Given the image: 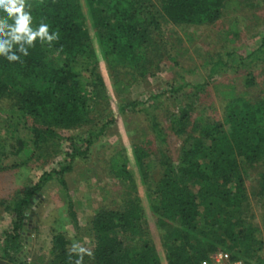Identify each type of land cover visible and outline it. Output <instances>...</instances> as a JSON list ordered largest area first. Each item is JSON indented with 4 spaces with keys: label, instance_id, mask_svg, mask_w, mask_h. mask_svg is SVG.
Returning <instances> with one entry per match:
<instances>
[{
    "label": "trees",
    "instance_id": "obj_1",
    "mask_svg": "<svg viewBox=\"0 0 264 264\" xmlns=\"http://www.w3.org/2000/svg\"><path fill=\"white\" fill-rule=\"evenodd\" d=\"M255 1L25 0V10L32 16L30 26L35 29L45 23L48 35H57L46 42L36 37L31 46L23 40L12 42L8 52L20 57L17 61L9 62L6 53H0V101L19 112L21 120H29L32 133L27 142L17 137L15 143L8 130L12 122L4 120L0 124V146L11 147L9 153L18 154L25 145V160L34 153L39 155L38 151H45V144L52 143L55 139L51 137L62 128L92 124V100H103L101 91L105 87L98 71L101 61L118 81L123 80L119 78L122 70L146 81L157 73L159 62L168 58L173 48V44H159L164 41L162 37L158 42L153 39L154 32H161L162 24L214 27L229 9L242 10L248 5L254 10L264 3ZM247 21L243 16L242 22ZM263 22L259 20L255 25L262 26ZM236 25L230 32L226 29L232 25L223 29L224 42H241ZM20 46L28 55L19 51ZM261 54L264 34L246 56L233 48H221L217 57L203 63V76L193 82L171 83L153 95L119 106L117 114L127 106L143 112L150 130L163 144L165 130L150 111L149 102L168 92L174 96L179 107L166 128L183 137L177 161L171 163L163 149L154 161L161 173L150 186L145 182L151 165L146 159L149 152L139 145H132L124 154L120 149L122 162L113 163L110 173L126 188V194L118 206L104 204L86 221L84 230L92 247L85 252L72 250L62 231L52 235L50 264H201L217 251L227 252L232 259L264 264V244L255 235L264 229V94L245 96L243 91L236 93L229 88L217 112L211 108L198 120L191 119L195 105L184 100L185 94L194 99L203 94L209 79L225 66L252 65L261 61ZM241 83L244 90L257 85L254 72H246ZM84 85L90 87L92 96L84 95ZM183 100L186 102L181 106ZM115 120L100 121L98 132L84 138L85 149ZM85 153L79 147L71 149L58 168L44 171L37 181L25 184L12 197L0 199L2 212L10 216L9 227L1 234V259L24 264L18 253L32 206L52 180L62 186L65 194V174L71 170L74 158ZM1 154L6 152L2 150ZM136 180L146 184L144 200ZM68 207L78 234L81 226L71 204ZM254 214L259 215L262 228L254 222Z\"/></svg>",
    "mask_w": 264,
    "mask_h": 264
},
{
    "label": "rangeland",
    "instance_id": "obj_2",
    "mask_svg": "<svg viewBox=\"0 0 264 264\" xmlns=\"http://www.w3.org/2000/svg\"><path fill=\"white\" fill-rule=\"evenodd\" d=\"M251 1L252 3L256 2L255 0ZM246 4L251 3L247 2ZM241 16L247 17V20L250 21L242 22ZM235 18L239 21H235ZM262 19H264V3L254 10L248 8V5L242 10L229 9L226 12V17L218 21L214 27H179L162 24L161 32H154L153 39L158 42L159 37H162L164 41L159 44L164 43L168 47L173 44V48L169 49L168 58L159 62L157 73L150 79L145 81V79L138 78L137 75L134 76L122 70L119 78H123V80L118 81L114 79L116 74L112 75L109 71L110 67L102 61L100 62L98 71L103 77L105 87L101 91L103 100L99 97L96 101L92 100L95 111L94 115L92 114L91 125L62 128L56 133V136L51 137L55 139L52 143L48 141L45 144H48L45 151H38L39 155L34 153L26 160L24 153L28 148H25V145L21 146L22 151L18 154L9 153L11 147L0 146V199L12 197L25 184L37 181L44 171L58 168L59 163H64L68 159L71 149L79 147L80 150L86 151L85 154L74 158L71 170L65 174L67 183L65 194L62 192V186L52 180L45 193L39 198L40 200L32 206L26 218L23 231L24 241L18 253L24 264H50L52 260L50 239L57 231H62L67 236L72 250L79 251V248L87 250L92 247L91 238L84 230L86 221L97 208L104 204H108L110 207L118 206L119 201L126 194V188L116 183L110 173L113 163L120 164L122 162L120 149L124 150V154L131 149L132 145H139L149 152L146 159L151 162V165L147 169L145 182L150 186L159 177L161 170L157 164H154V161L160 158L163 149L170 157L171 163L177 161L183 137L166 128L169 126L170 117L179 107L174 96L168 92L158 100L149 102L150 111L155 114L165 130L163 144L158 138H155L143 112L135 111L127 106L125 111L117 114L118 107H125L128 102L153 95L154 91L166 89L171 83L193 82L198 76H203V63L208 62L210 58L217 57L221 48L231 50L233 48L237 53L246 56L254 49L264 34V24L259 27L255 25ZM228 24L232 25L231 28H227ZM233 24L234 26L237 24L236 27L238 26L237 28L240 30L239 38L241 40L238 41L241 42L226 43L227 41L224 42L223 39V31L227 28L226 31L230 32ZM262 27L263 31L260 30ZM260 56L261 61L256 60L257 62H253L252 65L238 67L237 64H233L232 67V64H229L225 66L215 75L214 79H209L205 91L198 98L194 99L191 94H185L184 100L195 105L191 112V119L204 118L211 108L215 110L219 108V104L225 100V92L229 88H234L236 93L243 91L242 94L245 96L264 94L261 92L264 81V54ZM53 63H56V60ZM250 70L254 72L257 85L244 90L241 81H243L245 73ZM83 89H86L84 90L86 91L85 96H92L89 86L84 85ZM184 100L180 102L181 106L186 102ZM19 114L9 103L0 101V124L4 120L12 122L8 130L15 143L17 137L27 142L32 136L29 120H21ZM110 118L116 119L115 122L108 124L98 137H93V143L85 149L84 138L87 137V134L98 132L101 124L99 122L102 120L105 122ZM39 143L41 145V142ZM2 150L4 153L6 152L5 155L1 154ZM136 182L140 198L144 200L146 184H141L139 180ZM69 204H71L81 226L78 234L74 232L67 213ZM252 204L255 205V202L252 201ZM258 216L254 214V222L262 228ZM9 224L10 216L3 213L0 208V241L2 232L9 227ZM53 229L55 231H52ZM263 230L262 228V231L255 235L264 244Z\"/></svg>",
    "mask_w": 264,
    "mask_h": 264
},
{
    "label": "clouds",
    "instance_id": "obj_3",
    "mask_svg": "<svg viewBox=\"0 0 264 264\" xmlns=\"http://www.w3.org/2000/svg\"><path fill=\"white\" fill-rule=\"evenodd\" d=\"M25 8V0H0V13L4 14L0 15V53H6L4 57L9 62L20 59V57L8 52L12 42L23 40L31 46L33 39L36 37H40L41 42H46L53 40L57 35L56 32H52L53 34L49 36V26L45 23H40L33 29L30 26L32 16ZM19 51L24 55H28L23 46L19 47ZM85 251V249L79 248V252L83 253ZM88 254L90 255V253Z\"/></svg>",
    "mask_w": 264,
    "mask_h": 264
},
{
    "label": "built area",
    "instance_id": "obj_4",
    "mask_svg": "<svg viewBox=\"0 0 264 264\" xmlns=\"http://www.w3.org/2000/svg\"><path fill=\"white\" fill-rule=\"evenodd\" d=\"M201 264H253L242 260L230 258L227 252L217 251L214 252L208 259L201 261Z\"/></svg>",
    "mask_w": 264,
    "mask_h": 264
},
{
    "label": "water",
    "instance_id": "obj_5",
    "mask_svg": "<svg viewBox=\"0 0 264 264\" xmlns=\"http://www.w3.org/2000/svg\"><path fill=\"white\" fill-rule=\"evenodd\" d=\"M0 264H13L0 258Z\"/></svg>",
    "mask_w": 264,
    "mask_h": 264
}]
</instances>
